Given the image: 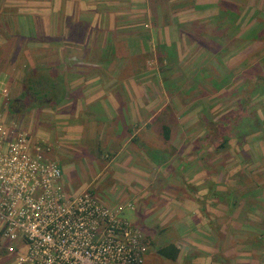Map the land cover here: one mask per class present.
Instances as JSON below:
<instances>
[{
  "label": "rangeland",
  "instance_id": "obj_1",
  "mask_svg": "<svg viewBox=\"0 0 264 264\" xmlns=\"http://www.w3.org/2000/svg\"><path fill=\"white\" fill-rule=\"evenodd\" d=\"M45 1L34 0L29 11L47 13L39 5ZM4 4L0 14L16 22L13 10L18 9ZM101 11L97 23L77 13L75 21L74 15L49 28L41 25L46 14L30 21L23 11L19 31L16 22L21 39L13 49L0 51V117L45 149L61 167L71 194L87 191L109 208L121 209L119 220L133 227L147 248L143 264L149 254L152 264H161L156 251L166 242L189 243L192 231L184 226L204 230L208 224L230 228L210 233L212 247L226 251L217 257L222 248L216 250L215 260L264 264V87L256 92L253 84L264 77V0H118L116 8ZM25 20L33 31L41 25L34 34L38 51L21 36L32 31L24 30ZM46 30L54 40L46 39ZM159 47H164L160 54ZM15 49L17 55H10ZM61 49L71 55H58ZM145 49L148 54H140ZM66 60L74 73L88 63L105 66L87 73L85 82L83 77L69 84L68 78L77 77ZM44 66L62 69L67 97L42 107L16 102L26 94L27 74ZM129 78L133 83L125 84ZM86 81H100L105 95L115 89L125 104L130 94L143 99L152 117L149 126L127 118L128 128L119 130L100 107L79 105ZM249 92L252 98L246 97ZM243 98L251 105L243 104L241 113ZM103 115L107 120L97 122ZM247 119L260 120V130L248 134ZM74 125L79 129H70ZM164 125L171 128L169 141ZM204 233L199 232L206 238ZM9 244L0 240V264H13L23 250L12 252ZM242 255L248 261H241Z\"/></svg>",
  "mask_w": 264,
  "mask_h": 264
},
{
  "label": "built area",
  "instance_id": "obj_2",
  "mask_svg": "<svg viewBox=\"0 0 264 264\" xmlns=\"http://www.w3.org/2000/svg\"><path fill=\"white\" fill-rule=\"evenodd\" d=\"M32 141L0 117V240L23 248L13 264H143L147 248L121 209L71 194L61 167Z\"/></svg>",
  "mask_w": 264,
  "mask_h": 264
},
{
  "label": "crops",
  "instance_id": "obj_3",
  "mask_svg": "<svg viewBox=\"0 0 264 264\" xmlns=\"http://www.w3.org/2000/svg\"><path fill=\"white\" fill-rule=\"evenodd\" d=\"M10 1H11L10 4L8 2H6L4 4V1H1L0 2V8H2L3 4H4V8H5V6H9L10 8L18 9V13L15 9L13 10V12L15 14L14 18L16 19V22H17V30L18 31H19V26L22 24L21 20H22L23 11H25L29 14L28 18L30 21H33V19H38V17L40 16L39 14H46V15H43L45 17L46 21H45V23L43 22L41 25L46 24V26L49 28V25L54 24L56 21L58 24H60L61 22L64 21V24H65L67 21H69L67 19H69V17H72L74 15H75L74 16V21H75L77 13H79L78 17H80L81 20H83L84 18L86 20V18H92L93 17L92 22L97 23L99 17L104 15V12H102L101 9L105 8V11H108V10L114 9L118 6V0H46L45 2L39 3V5L43 4L44 8L47 10V13H46V11H42L43 13H38V11L36 13H34L33 11H31V12L29 11V8L33 7V4H36L33 2L34 0H10ZM62 8H63V11L60 13L59 10H61ZM73 9H75L76 13L73 12ZM56 11L58 12V14ZM1 12H2V9H0V13ZM30 14H31V16H30ZM111 14H112V12H111ZM110 16H111L110 17V23H111V25H113L115 22L114 17H113V15H110ZM7 18L8 17L5 14H0V51L5 50V52L7 50V47H10L13 49L15 46L16 40L21 39L19 37L17 31H16V22L15 21L11 22L10 16H9L8 20H7ZM105 19H106V16H105ZM24 22L27 25L24 27V30L27 28H30V30H32V31L27 32L25 34L21 33V36L26 38L28 43H30L29 45L27 44L28 45L27 47L29 49H31L32 51H38V48L34 42H36L35 37L37 35V32L39 31L38 27L40 28L41 25L40 26L37 25L35 28V31H33L32 22L30 24L26 20ZM111 29L112 28H110V30L107 31L106 34L109 33L111 31ZM6 30H7L8 34L5 33ZM46 32H47L46 33V39L49 40V38H51V41L54 40L53 39L54 37L52 36V32H49L47 30H46ZM34 34H36V35H34ZM97 35H99V34H97ZM62 37H63V39H66V40H70V38H71L70 35H66L64 33H63ZM118 44L119 43H116L115 46H117ZM25 48L20 50V52H19L20 55L24 54ZM147 50L148 49H145L144 51L140 52V54H143L145 52L147 53L148 52ZM115 51H116V53L118 52V46H117V50H115ZM17 53L18 52L15 49L14 52L12 51L10 53V55H17ZM116 53H113V55H111V56H117ZM26 54H33V52H31V53L26 52ZM58 55L70 56L71 53L68 51L64 52L61 49L58 51ZM74 55L79 57V55H81V54L75 53ZM100 62L101 61H99V63H94V62L88 63L89 67H86V70L81 68L79 71H76L77 73H74V70H73L74 65H71V63L69 61H67L68 67H71V69L74 73L73 77H77V78L73 79L72 81H71V78H68V80H69L68 83L72 84L75 81H77L78 78H83V77H84V82H85L87 73L91 74V73H95V71L101 70V68L103 69V67L105 66V63L101 64ZM38 70L53 71V72L58 73V74H60L62 71V69H60V68L57 70L54 67L50 68V67L44 66L42 68H37V69L34 68V70L32 69L31 72H29V73H32L33 71H38ZM66 72H67V68H66ZM28 74H27V76H28ZM27 76H26V78H27ZM94 77H101V75H98V76L95 75ZM64 80H65V82L67 81L66 76H64ZM62 82H63V80H62ZM88 82H91V81H86L87 84L83 86V90H84V95H82L83 100L80 101L79 105L85 104V107L91 108V109L95 108V107H100L101 112H105L106 116L109 117L108 120L112 121L111 124L118 125L119 130H125L126 131V129L128 128L127 118H129V120L132 124L133 123L134 124L139 123V124L149 126L147 124H149L152 117H151V114L149 113L150 109H148V107H145V105H144L145 102L143 99L141 101V100H139V98H137V96L135 97L134 95L130 94V96H127V101L125 104V102H123L119 93H117V91H115V89H111L110 93L105 95V89L106 88L103 87V84L100 81H96L93 85H90ZM128 82H130V84L133 83L131 78H129L128 80H124L125 84ZM111 86H113V83H111ZM125 87L128 88V86H125ZM97 89H100V92L98 94H96ZM65 96L67 97L66 92L64 93V91H63V96H61V98H60L61 101H63L65 99L64 98ZM140 104H141V106H140ZM85 107H84V105H82V107L80 106L79 110L82 111ZM120 115L122 116L121 120H119ZM98 118H99V116H98ZM100 119H101V121L107 120V118L104 115L102 117H100L98 120L96 119V121L100 122ZM70 129L78 130L79 128H78V125H74V126L70 127ZM202 227H203L202 225L184 226V228H186L187 230L192 231V234L190 235L191 241L189 243H183L181 241V238H179V239H176V240H178L177 241L178 243L166 242L164 245L161 246V248L164 246L173 244L178 248L180 253H179V256L177 257V259L175 261H170V260L165 259L164 257L160 256L159 257L160 263L161 264H222L221 260H215V258H216V255L218 257L219 253H222L224 255L226 251H224V248H222L220 246H213L212 247V245L214 244L215 237L213 235H211L210 233H215L213 231L216 230V231H220L221 233L225 234V231L228 232L230 230V228L226 229L225 226H222L220 228L214 224H208L205 228H203L204 230L201 229ZM238 228H241V227H238ZM186 229L184 231H186ZM203 231L205 232L204 234L206 235V238L204 235L199 234V232L203 233ZM226 236H228L227 233H226ZM223 238H224V235H222V239ZM219 241L220 240L218 238L217 244H219ZM259 241L261 242V239H259ZM255 243L258 245V242H255ZM256 244H254V246H256ZM226 246H228V244ZM221 248H222V251L216 253V255H215L216 250H219ZM156 253L158 254V251H156ZM151 256L152 255H150V254L147 256L145 264H152V261H151L152 257ZM241 257L245 258V255H242ZM242 260L248 261L247 258L241 259V261ZM252 261L253 260H251V262Z\"/></svg>",
  "mask_w": 264,
  "mask_h": 264
},
{
  "label": "trees",
  "instance_id": "obj_4",
  "mask_svg": "<svg viewBox=\"0 0 264 264\" xmlns=\"http://www.w3.org/2000/svg\"><path fill=\"white\" fill-rule=\"evenodd\" d=\"M161 48L159 47V54L161 53ZM257 81L253 84L257 85V91L261 89V86L264 87V77H261L260 79H256ZM263 82V85L261 84ZM252 84V85H253ZM26 94L24 97H22L20 100L18 99L16 102L24 101L32 102L33 107H42V106H51V105H57L60 102L61 96H63L64 86L61 78L59 77L58 73H55L53 71H47V70H38L33 71L32 73H29L27 78L25 79L24 83ZM29 93V94H28ZM253 96V93L249 92V94L246 96L249 98ZM251 105L250 99L243 98L238 105ZM245 105L241 106V113L243 112V108ZM236 114V113H232ZM231 114V115H232ZM246 115V114H245ZM234 122H238L239 117H232ZM246 118V116L244 117ZM248 120V119H247ZM253 120H248L247 124L250 126L252 125V130L248 132V134L254 133L253 131L256 129L255 132H258L260 130L257 129V126L261 125V121L259 120L258 123L255 122V124L252 122ZM244 122V121H243ZM247 128V127H246ZM162 134L166 141L170 140L171 135V128H169L167 125H164L162 128ZM228 141L225 140L224 143L227 144ZM223 145V143H220ZM264 189V188H263ZM180 251L178 248L173 245H167L158 250V255L164 257L165 259H168L170 261H175L177 257L179 256Z\"/></svg>",
  "mask_w": 264,
  "mask_h": 264
}]
</instances>
